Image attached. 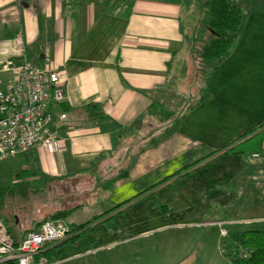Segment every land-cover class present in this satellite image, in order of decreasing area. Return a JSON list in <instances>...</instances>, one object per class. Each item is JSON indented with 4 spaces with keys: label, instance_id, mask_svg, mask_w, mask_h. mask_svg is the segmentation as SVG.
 I'll return each instance as SVG.
<instances>
[{
    "label": "crops",
    "instance_id": "0c3cea01",
    "mask_svg": "<svg viewBox=\"0 0 264 264\" xmlns=\"http://www.w3.org/2000/svg\"><path fill=\"white\" fill-rule=\"evenodd\" d=\"M115 2L0 0L2 59L16 51L19 60L60 73L65 103L52 109L67 114L60 150L21 155L23 165L9 175L34 165L48 178L90 184L83 207L65 221L71 234L45 252L55 250L51 264L106 251L87 264H143V241L176 227V214L184 218L178 226L204 225L209 234L218 227L225 236L232 230L224 227L239 224L224 221L223 212L264 208L263 156L210 157L264 127V0L247 10L244 33L208 82L191 79L198 65L192 34L203 20L197 1ZM258 212L243 223L264 230ZM101 216L87 235L73 231ZM188 255L170 264L189 263Z\"/></svg>",
    "mask_w": 264,
    "mask_h": 264
},
{
    "label": "trees",
    "instance_id": "16d2710c",
    "mask_svg": "<svg viewBox=\"0 0 264 264\" xmlns=\"http://www.w3.org/2000/svg\"><path fill=\"white\" fill-rule=\"evenodd\" d=\"M129 3L128 0H124ZM257 4V0H205L202 5L203 20L200 23V30L208 33V41L198 50L194 49L193 54L198 63L200 73L207 74V81L212 72H214L231 55L239 38L245 30L248 19L247 10ZM132 2L127 5L131 7ZM96 106L88 107L87 111L91 118L97 119L100 115H93ZM66 113V110H63ZM228 146L221 148L212 154L213 157L218 154L232 156H253L263 154L264 152V127L259 131L246 135ZM191 166L183 171H188ZM49 181L71 182L61 178H48L44 176L36 166L19 169L13 176V184L8 187L0 188V227H4L7 234L19 246L24 237L31 232L37 231L40 226L48 221L65 222L70 216L83 207L84 203L65 211H59L49 220H39L24 225L18 222L17 217L9 215L7 211H14V207L22 210L23 204H28L33 196L42 193L41 184ZM38 181H41L40 184ZM113 212V211H111ZM111 212H108L107 215ZM100 218L84 224L80 227L74 226L73 231H83L82 236L87 235V230L97 223ZM13 219V220H12ZM69 227V226H68ZM69 229H71L69 227ZM71 234V230L68 236ZM67 236V237H68ZM76 236L75 238H77ZM81 237V236H80ZM74 238V239H75ZM223 255L232 264H264V230L247 229L228 232L224 236ZM55 250H49L45 256L48 261L54 262L52 256Z\"/></svg>",
    "mask_w": 264,
    "mask_h": 264
},
{
    "label": "built area",
    "instance_id": "2783aa9c",
    "mask_svg": "<svg viewBox=\"0 0 264 264\" xmlns=\"http://www.w3.org/2000/svg\"><path fill=\"white\" fill-rule=\"evenodd\" d=\"M15 52H8V59L0 53V78L8 76L5 85L0 79V165L39 148L58 152L61 123L67 119L66 113L56 117L52 109L65 103L61 74L37 69ZM262 156L264 152L252 158ZM69 232L65 222L48 221L15 246L0 227V264H51L43 257L46 250Z\"/></svg>",
    "mask_w": 264,
    "mask_h": 264
},
{
    "label": "rangeland",
    "instance_id": "374dc122",
    "mask_svg": "<svg viewBox=\"0 0 264 264\" xmlns=\"http://www.w3.org/2000/svg\"><path fill=\"white\" fill-rule=\"evenodd\" d=\"M184 5H194L193 2L199 7L197 8L198 14H200V8L205 3V0H201L202 3L199 2L200 0H179ZM130 3V0H128ZM116 5H128L129 3L124 2L123 0H116ZM202 10V8H201ZM203 11V10H202ZM208 33H204L200 29L195 31V33L192 34V44L194 49L200 50L205 43L208 41ZM191 76L193 78L192 82L199 78V76L203 80L207 81L208 73L202 74L199 71L198 65L196 66V69L191 72ZM1 80H5L4 77L0 78ZM202 80V79H201ZM192 86H196L194 83H191ZM197 87V86H196ZM196 103V99L191 102V105L189 107H186V109H192L193 106ZM159 111L161 113L167 114L168 111H166L163 108H159ZM166 117L165 115H163ZM22 157V156H21ZM19 156L18 159H16L13 162L10 163H3L2 166L4 168V172L2 173L5 177L3 181H0V188L2 187H8L13 184V178L10 176L11 169H8L12 166H14V169H18L23 165L22 159ZM1 166V167H2ZM9 166V167H8ZM39 184L41 181H38ZM45 183L41 184L42 186V193L33 196L30 202L28 204H23L22 210L18 211L16 207H14V211H7L9 215H14L17 217L18 222L24 225H29L30 222H37L39 220H49L54 214H56L59 211H65L66 209L74 208L75 206H78L82 203H85L86 197H87V191L89 187V183L87 181L82 182H62V181H49L45 180ZM162 198L166 197L165 194L161 196ZM261 203V202H260ZM260 203H257L255 206L254 212L250 211H243L242 208H239L238 206L233 207L232 209H229L222 214L226 217L223 220L229 221L233 223L239 224L238 226H232V227H224L225 231H233V230H247V229H258L263 228L260 226L261 224H244L243 222H247L249 217L258 215V211H261ZM258 212V213H257ZM257 213V214H256ZM163 217H161L162 219ZM174 223H177L174 228L171 229H164V230H153L150 239L144 240L142 245L143 247V254H144V261L143 264H170V258L175 257L173 259V263H176L178 259L181 258L183 260V255H188L189 252H186V248L180 249L181 244H184L185 246H188L190 244L191 249L188 257H190L189 263L187 261H183L180 264H223L222 261L226 260L222 255L220 254L221 250H224V236H222V233L220 234L221 229L218 227H215L211 232L212 234H209V230L204 228V225H201L199 227H189V226H178V222L183 220V216L176 214L174 218H171ZM13 220V219H12ZM71 221V220H69ZM222 221V220H221ZM68 222V220H67ZM173 223V224H174ZM206 226V225H205ZM161 228V227H160ZM210 232V233H211ZM189 233V234H188ZM190 237V239L187 240V237ZM152 237V238H151ZM180 249V250H179ZM113 252V251H111ZM192 252L194 253L192 255ZM110 252L106 251V253H100L97 257L103 256V258L107 257ZM47 259V256H43ZM64 257V256H63ZM97 257H86V255H83L80 259H67L64 261H60L57 258V264H87L89 262H92ZM179 257V258H178ZM185 257V256H184ZM62 258V257H61ZM48 260V259H47ZM224 264H232L231 262H226Z\"/></svg>",
    "mask_w": 264,
    "mask_h": 264
}]
</instances>
